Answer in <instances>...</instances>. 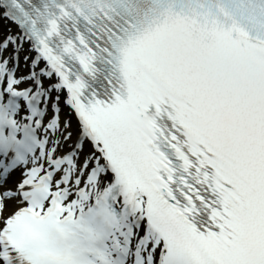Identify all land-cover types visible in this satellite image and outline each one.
I'll use <instances>...</instances> for the list:
<instances>
[{"label":"snow or ice","instance_id":"1","mask_svg":"<svg viewBox=\"0 0 264 264\" xmlns=\"http://www.w3.org/2000/svg\"><path fill=\"white\" fill-rule=\"evenodd\" d=\"M0 19V264H264V0Z\"/></svg>","mask_w":264,"mask_h":264},{"label":"bare ground","instance_id":"2","mask_svg":"<svg viewBox=\"0 0 264 264\" xmlns=\"http://www.w3.org/2000/svg\"><path fill=\"white\" fill-rule=\"evenodd\" d=\"M9 21L0 19V30H6L7 26L9 25ZM26 69L23 67V64L21 65V72H25Z\"/></svg>","mask_w":264,"mask_h":264}]
</instances>
